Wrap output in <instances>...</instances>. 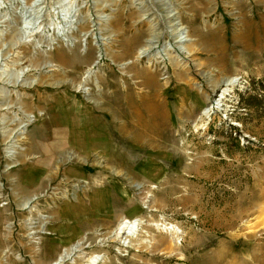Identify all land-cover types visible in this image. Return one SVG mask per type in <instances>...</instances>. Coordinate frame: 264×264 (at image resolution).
<instances>
[{"label":"rangeland","instance_id":"374dc122","mask_svg":"<svg viewBox=\"0 0 264 264\" xmlns=\"http://www.w3.org/2000/svg\"><path fill=\"white\" fill-rule=\"evenodd\" d=\"M1 1L0 264H264V0Z\"/></svg>","mask_w":264,"mask_h":264},{"label":"bare ground","instance_id":"6f19581e","mask_svg":"<svg viewBox=\"0 0 264 264\" xmlns=\"http://www.w3.org/2000/svg\"><path fill=\"white\" fill-rule=\"evenodd\" d=\"M57 2L60 0H56ZM2 7V1L0 0V8ZM247 25L254 26L253 24L256 23L254 21H251L247 18L245 20ZM174 25H176V22H174ZM261 27L262 34L264 36V12L259 16V21L256 23V28ZM173 32H177L179 34V28L177 26H174V28L171 29ZM8 38L12 42V45H17L20 43V35L15 31L11 33ZM138 37L130 38L125 42L126 50L128 53H130V44L134 43L137 40ZM7 39V38H6ZM264 45V44H261ZM65 54V53H64ZM61 52H58L57 59L59 61H68L65 59L66 55L64 56ZM67 63V62H66ZM143 70V69H141ZM140 70V72H141ZM139 72V70H137ZM144 72V78H143V84L147 87H149L151 90L147 91L145 94L141 96L143 99V105L142 108H136L134 107V103L130 100H128L126 105L120 106V112L119 115L122 117H128V118H134L135 121H138L139 124L136 126H132V124L126 126V130L128 132H131L132 138L134 139L135 143L137 144H145L150 146L154 140H156L155 136H157L159 133H161V130L165 124V112L162 107V105L157 101L156 99V86L157 81L154 74H150L143 70ZM14 83L18 82L17 80L13 81ZM81 143V142H79ZM93 144V143H92ZM96 145V144H94ZM29 201H25L23 205H26ZM125 228V221L117 227V233H120L121 231H124ZM61 260V259H60Z\"/></svg>","mask_w":264,"mask_h":264},{"label":"trees","instance_id":"16d2710c","mask_svg":"<svg viewBox=\"0 0 264 264\" xmlns=\"http://www.w3.org/2000/svg\"><path fill=\"white\" fill-rule=\"evenodd\" d=\"M261 83H262V85L264 86V79H263V80H261ZM263 96H264V94H263ZM263 96H262V97H263Z\"/></svg>","mask_w":264,"mask_h":264}]
</instances>
